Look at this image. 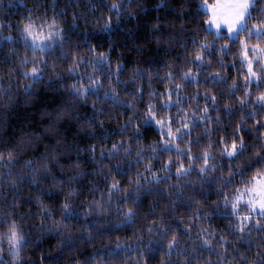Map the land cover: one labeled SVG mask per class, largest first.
<instances>
[{"label": "clouds", "instance_id": "obj_1", "mask_svg": "<svg viewBox=\"0 0 264 264\" xmlns=\"http://www.w3.org/2000/svg\"><path fill=\"white\" fill-rule=\"evenodd\" d=\"M0 264H264V0H0Z\"/></svg>", "mask_w": 264, "mask_h": 264}, {"label": "snow or ice", "instance_id": "obj_2", "mask_svg": "<svg viewBox=\"0 0 264 264\" xmlns=\"http://www.w3.org/2000/svg\"><path fill=\"white\" fill-rule=\"evenodd\" d=\"M214 7L226 18L231 11V0H220V2L214 5Z\"/></svg>", "mask_w": 264, "mask_h": 264}, {"label": "rangeland", "instance_id": "obj_3", "mask_svg": "<svg viewBox=\"0 0 264 264\" xmlns=\"http://www.w3.org/2000/svg\"><path fill=\"white\" fill-rule=\"evenodd\" d=\"M218 2H220V0H215V1L213 2V4L215 5V4H217Z\"/></svg>", "mask_w": 264, "mask_h": 264}, {"label": "trees", "instance_id": "obj_4", "mask_svg": "<svg viewBox=\"0 0 264 264\" xmlns=\"http://www.w3.org/2000/svg\"><path fill=\"white\" fill-rule=\"evenodd\" d=\"M215 0H212V2H214Z\"/></svg>", "mask_w": 264, "mask_h": 264}]
</instances>
